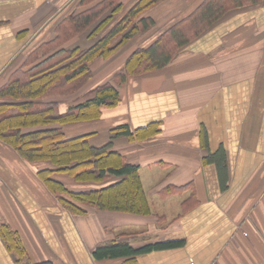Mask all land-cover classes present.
<instances>
[{"label":"crops","instance_id":"crops-1","mask_svg":"<svg viewBox=\"0 0 264 264\" xmlns=\"http://www.w3.org/2000/svg\"><path fill=\"white\" fill-rule=\"evenodd\" d=\"M200 1L156 4L150 10L158 28L154 39ZM87 7L80 0H0V89L14 72L33 65L25 63L56 37L64 19ZM131 52L128 47L91 65L92 77L76 102L67 105L61 94L47 99L63 113L87 91L113 82L121 95L116 107L52 126L90 134L97 147L111 142L113 162L138 167L149 211L89 207L86 214L73 213L38 175L35 162L0 139V264H264V0L229 12L166 67L114 82ZM121 124L131 135L113 132ZM219 148L223 175L213 157ZM121 178L74 181L78 188L64 182L81 191ZM13 236L20 238L22 256ZM174 238L185 244L136 256L93 254L111 242L140 247Z\"/></svg>","mask_w":264,"mask_h":264},{"label":"trees","instance_id":"trees-1","mask_svg":"<svg viewBox=\"0 0 264 264\" xmlns=\"http://www.w3.org/2000/svg\"><path fill=\"white\" fill-rule=\"evenodd\" d=\"M161 1L132 0L128 6H124L121 0H80L88 7L68 16L56 29L58 31L60 26L68 23L67 27L71 26L73 32L71 37L92 29L88 37L95 38L94 41L86 47H60L48 52L50 45L61 39L60 31L57 32L54 39L37 47L29 58L38 53L47 56L34 61L27 70L20 68L14 72L0 89V97L14 99L0 101V139L13 146L26 160L45 162L46 165L39 168L38 175L58 196L60 203L73 213L86 214L89 207L137 213L149 211L138 167L113 162L110 158L114 153L111 142L97 147L90 143V134L68 137L62 127L52 126L100 116L102 104H118L120 93L117 87L112 82L101 84L90 91L84 100L71 104L63 113L58 109V102L47 98L64 94L68 86H71L70 89L79 87L92 77L91 63L97 57L109 56L137 32H146L154 27L156 20L150 10ZM261 1L201 0L190 13L168 26L149 45L135 50L114 79L121 83L126 80V74L142 75L166 67L182 48L215 26L229 12L244 4ZM116 13L119 14L118 18L107 25ZM105 25L107 27L103 33H99ZM67 27L65 29L69 30ZM137 55L140 56L137 66L143 69H137L136 65L131 68ZM78 81H81L79 85ZM30 126L33 129L28 130ZM113 132L116 135H131L127 124L118 125ZM213 157L218 161L223 175L226 172L224 152L219 148ZM111 175L122 178L98 189L76 191L68 188L64 182L65 176L77 182H102ZM184 244L185 239L180 238L160 240L140 247L111 242L98 246L93 254L96 258L136 256L153 249L175 248ZM12 246L22 256L25 250L19 237H12Z\"/></svg>","mask_w":264,"mask_h":264},{"label":"rangeland","instance_id":"rangeland-1","mask_svg":"<svg viewBox=\"0 0 264 264\" xmlns=\"http://www.w3.org/2000/svg\"><path fill=\"white\" fill-rule=\"evenodd\" d=\"M121 11V10H120ZM119 11V12H120ZM186 11V9L184 10V12ZM118 12V13H119ZM77 13H78V11H77ZM118 13H116L115 15H114V19H111V21L107 24V25H110L111 23H113L114 21H115V19L116 18H118V16H119V14ZM181 14H182V12H181ZM67 24L68 23H66L65 25H63V26H60V28H58V31L57 32H59L60 31V33H61V39L60 40H57L53 45H50V47L48 48V52L49 51H51V49H58V48H60V47H71V48H75V47H82V45H85L86 43H92L93 41H94V39L95 38H88V37H86V35L85 34H90L91 33V31H92V29H88V30H85L84 32H82L80 35H78V34H76V35H72V37H71V34L73 33L71 30H70V28H71V26L70 27H67ZM107 25H105L103 28H102V30L101 31H99V33H103V31H104V28H106L107 27ZM168 24H164L163 25V27H165V26H167ZM68 28L69 30H66L65 28ZM157 30H158V28H156V27H152L150 30H148V31H146V32H137L135 35H133L129 40H127L125 43H123L122 45H120L119 47H118V49H117V51H114L112 54H110L109 56H107V57H101V56H99V57H97L92 63H91V65H93V64H95V66L96 65H99V64H101V63H103V60H112L113 58H116L117 57V55L119 54V53H121L124 49H126V48H128V47H130L131 48V53H130V55L135 51V50H138L139 48H142V47H144V46H147V45H149V43L151 42V41H153V39H154V37H155V35H156V33H157ZM82 36V37H81ZM66 37H68V38H66ZM113 42V41H112ZM115 42V41H114ZM185 48V47H184ZM129 55V56H130ZM47 56V54H43V53H38V54H36L34 57H32V58H29V60H28V62L27 63H25L26 65H31V64H33V62L34 61H36V60H40V59H44L45 57ZM128 56V57H129ZM140 56H136L135 58L136 59H134V61L132 62V64H131V68H135V65H136V68L137 69H143V68H140V67H138L137 66V64H138V58H139ZM127 60H128V58L126 59V62H127ZM126 62H125V65H126ZM118 73V72H117ZM116 73V74H117ZM93 74V73H92ZM115 76V75H114ZM114 76L112 75V78H113V80H114V82H118L117 80H115L114 79ZM130 75L129 74H126V80L128 79V77H129ZM111 78V79H112ZM89 80V79H88ZM87 80V81H88ZM87 81H85V82H83L79 87L77 86V88H75V89H70V87L71 86H68V88L66 87V89H65V93L64 94H61V96H67V100H66V104L67 105H69V103H72V102H76V100H78V92L80 91V89L86 84V82ZM79 82L81 83V81H78V85H79ZM106 82H112L111 80H109V81H106ZM106 82H104V83H106ZM104 83H102V84H104ZM113 83V82H112ZM95 89V88H94ZM93 90V89H92ZM92 90H89V91H87L86 92V95L88 94V93H90V91H92ZM57 95H52V96H50L49 98L50 99H53L54 97H56ZM120 101H121V95H120V98H119V102H118V104L120 103ZM64 102V101H63ZM117 104V105H118ZM116 105V106H117ZM116 106H111V105H107V104H102V106L100 107V111L102 112V107L103 108H112V107H116ZM59 108V107H58ZM95 109H92L91 111H94ZM90 111V110H89ZM68 126V125H67ZM78 131V129H76V132ZM75 131L72 129V128H67V131L65 130V134L68 136V137H70V136H74L72 133H74ZM75 132V133H76ZM75 136H78V133H76V135ZM36 167V170L38 171L39 170V168L41 167V166H44V165H46L45 164V162H38V163H35L34 164ZM65 180H66V182H68V185L71 187V188H73V187H75V188H78V183L75 185V182H74V180L72 179V178H69V177H67V176H65ZM77 182V181H76ZM84 185H86V186H90V184H83V186Z\"/></svg>","mask_w":264,"mask_h":264}]
</instances>
